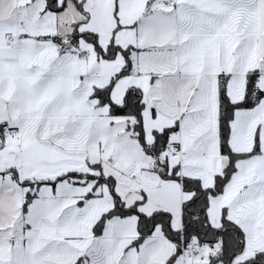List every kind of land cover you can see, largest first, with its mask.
<instances>
[{
	"label": "snow or ice",
	"instance_id": "obj_1",
	"mask_svg": "<svg viewBox=\"0 0 264 264\" xmlns=\"http://www.w3.org/2000/svg\"><path fill=\"white\" fill-rule=\"evenodd\" d=\"M0 264H264V0H0Z\"/></svg>",
	"mask_w": 264,
	"mask_h": 264
}]
</instances>
